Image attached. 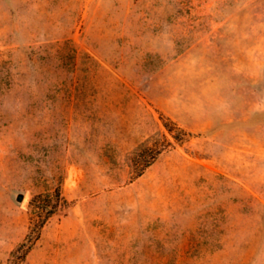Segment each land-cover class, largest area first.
<instances>
[{
	"label": "rangeland",
	"instance_id": "rangeland-1",
	"mask_svg": "<svg viewBox=\"0 0 264 264\" xmlns=\"http://www.w3.org/2000/svg\"><path fill=\"white\" fill-rule=\"evenodd\" d=\"M0 264H264V0H0Z\"/></svg>",
	"mask_w": 264,
	"mask_h": 264
},
{
	"label": "water",
	"instance_id": "water-1",
	"mask_svg": "<svg viewBox=\"0 0 264 264\" xmlns=\"http://www.w3.org/2000/svg\"><path fill=\"white\" fill-rule=\"evenodd\" d=\"M17 199H18L19 201H21V200L23 199V195H22V194L18 195Z\"/></svg>",
	"mask_w": 264,
	"mask_h": 264
}]
</instances>
